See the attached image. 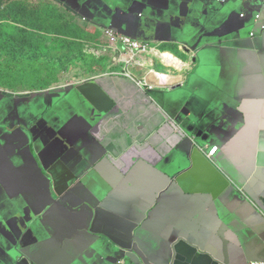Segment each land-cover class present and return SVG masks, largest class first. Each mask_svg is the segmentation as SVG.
Wrapping results in <instances>:
<instances>
[{"label": "crops", "instance_id": "obj_1", "mask_svg": "<svg viewBox=\"0 0 264 264\" xmlns=\"http://www.w3.org/2000/svg\"><path fill=\"white\" fill-rule=\"evenodd\" d=\"M58 3L150 49L83 99L0 87V264L264 262V0Z\"/></svg>", "mask_w": 264, "mask_h": 264}, {"label": "rangeland", "instance_id": "obj_2", "mask_svg": "<svg viewBox=\"0 0 264 264\" xmlns=\"http://www.w3.org/2000/svg\"><path fill=\"white\" fill-rule=\"evenodd\" d=\"M28 3L38 9L24 16V26L19 27L34 28L32 30H36L35 36H17L16 44L0 36V87L29 91L43 89L47 85L54 86L59 82L64 86L77 85L96 75L130 73L133 77L137 76L140 64H144L142 51L129 47L126 50L123 41L129 38L132 44L149 50L148 43L121 34L113 26H106L103 31L87 28L74 16L79 7H74L76 10L73 7L72 10L64 9L59 6L58 0H29ZM26 29L23 31L29 32ZM6 32L0 30V35H5ZM109 33H114L116 38ZM49 37L54 41H49ZM44 54L51 55L53 59L47 60ZM47 61L54 64L56 69L58 65L64 66L65 72L58 77L66 73L65 78H48ZM113 62L115 65L124 63L114 67ZM32 72H38L37 76L42 78L33 77ZM57 73L58 69L55 75ZM139 85L142 87L143 83L140 82ZM201 150L206 154L209 148L203 147Z\"/></svg>", "mask_w": 264, "mask_h": 264}, {"label": "trees", "instance_id": "obj_3", "mask_svg": "<svg viewBox=\"0 0 264 264\" xmlns=\"http://www.w3.org/2000/svg\"><path fill=\"white\" fill-rule=\"evenodd\" d=\"M28 2L29 0H0V30L7 31L5 35H0L3 39H7L11 43L16 44L17 36H28V37L35 36L36 30H32L34 28L28 26L26 27L27 29L19 27V26H24V20H23L24 16L30 15V12H36L38 9L36 7H32L31 4ZM14 26H17L18 28ZM23 29L29 30V32H25L23 31ZM9 37H11V39ZM48 40L54 41V39L50 37L48 38ZM65 55L68 54L66 53ZM45 57L47 58V60L53 59L51 55L49 56L45 55ZM46 63H47V69L49 70L47 77L50 79H57L59 74L65 72L64 70H66L64 66L58 65L57 67L58 73L55 75L57 71L55 65L49 63L48 61ZM41 72L42 71H40L39 73ZM37 74L38 72H32L33 77L42 78V76H37ZM49 87H51V85H47L45 88H49ZM35 89H40V88H35Z\"/></svg>", "mask_w": 264, "mask_h": 264}, {"label": "water", "instance_id": "obj_4", "mask_svg": "<svg viewBox=\"0 0 264 264\" xmlns=\"http://www.w3.org/2000/svg\"><path fill=\"white\" fill-rule=\"evenodd\" d=\"M121 32H120L121 34L126 33L124 31H121ZM127 34H129L131 36H135V34H132V33H127ZM131 36H129V37H131ZM131 38L136 39L134 37H131ZM81 90H82V86L77 84V85H67V86L58 87L56 89L48 90V92L49 93L63 92L64 94L67 95V101H68V100H70L69 95L71 92H75L81 99H83L84 93ZM5 131H8L9 133H11L10 136L14 139L17 138L18 136L22 137L21 149L24 150L32 159L33 158V154H32V152H33V147H32L33 141L31 139L30 130L28 128H26V126H24V125L23 126L18 125L15 128H8Z\"/></svg>", "mask_w": 264, "mask_h": 264}, {"label": "built area", "instance_id": "obj_5", "mask_svg": "<svg viewBox=\"0 0 264 264\" xmlns=\"http://www.w3.org/2000/svg\"><path fill=\"white\" fill-rule=\"evenodd\" d=\"M257 19L258 20L260 19V15H257ZM109 34L115 36L114 33H109ZM115 38H116V36H115ZM125 45L127 46V49H128V47L129 48H136V49H139L142 52L146 50L145 47H141L138 44H132L129 38H125L124 39L123 46H125ZM217 150H218L217 147H213V148L209 149L208 151H206L207 157H209V158L214 157L215 153L217 152ZM251 264H264V262L263 261H255V262H252Z\"/></svg>", "mask_w": 264, "mask_h": 264}, {"label": "flooded vegetation", "instance_id": "obj_6", "mask_svg": "<svg viewBox=\"0 0 264 264\" xmlns=\"http://www.w3.org/2000/svg\"><path fill=\"white\" fill-rule=\"evenodd\" d=\"M25 115H26V113H25ZM33 116H34V114L32 113V114H30V116H26V118L28 119V120H30V119H32L33 118Z\"/></svg>", "mask_w": 264, "mask_h": 264}, {"label": "clouds", "instance_id": "obj_7", "mask_svg": "<svg viewBox=\"0 0 264 264\" xmlns=\"http://www.w3.org/2000/svg\"><path fill=\"white\" fill-rule=\"evenodd\" d=\"M257 19V18H256ZM258 20V19H257ZM260 20V19H259ZM262 26H264V24L262 25ZM254 35V33H252V36Z\"/></svg>", "mask_w": 264, "mask_h": 264}, {"label": "bare ground", "instance_id": "obj_8", "mask_svg": "<svg viewBox=\"0 0 264 264\" xmlns=\"http://www.w3.org/2000/svg\"><path fill=\"white\" fill-rule=\"evenodd\" d=\"M126 49H127V46H126ZM172 64V63H171ZM177 66V65H176Z\"/></svg>", "mask_w": 264, "mask_h": 264}]
</instances>
